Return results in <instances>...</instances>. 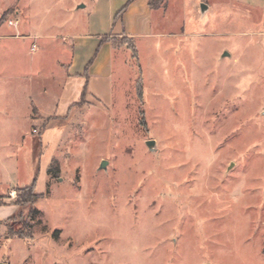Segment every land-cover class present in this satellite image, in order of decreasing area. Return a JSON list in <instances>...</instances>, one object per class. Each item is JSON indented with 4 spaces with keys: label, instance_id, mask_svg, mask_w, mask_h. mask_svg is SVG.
<instances>
[{
    "label": "rangeland",
    "instance_id": "374dc122",
    "mask_svg": "<svg viewBox=\"0 0 264 264\" xmlns=\"http://www.w3.org/2000/svg\"><path fill=\"white\" fill-rule=\"evenodd\" d=\"M97 1L0 0L48 35L0 39V263L264 264V0H166L139 55L72 88L62 35Z\"/></svg>",
    "mask_w": 264,
    "mask_h": 264
},
{
    "label": "crops",
    "instance_id": "0c3cea01",
    "mask_svg": "<svg viewBox=\"0 0 264 264\" xmlns=\"http://www.w3.org/2000/svg\"><path fill=\"white\" fill-rule=\"evenodd\" d=\"M236 1L247 4L243 0ZM14 2L0 4V39H41L48 36L34 32L31 16L24 12V9H16L7 20H3L4 12L14 6ZM261 4L262 2H251V5L256 7H260ZM165 6L166 0L155 8L150 5V0H98L94 8L95 16L87 22L90 28L89 33L74 32L78 21L74 19L69 21L68 29L71 32L62 35L66 41L60 44V55L57 59L61 75L66 79V86L69 85L72 88L77 86L78 89V83L84 80V88L87 89L90 80L97 79L102 82L109 78L113 70L114 48L124 45L130 48L123 40L131 42L139 55V40L157 35L159 18L164 19L167 12ZM121 11V16L117 18ZM12 16L16 17L17 24L15 25L8 23L12 20ZM21 23L24 25L21 26ZM6 25L9 28H15V32H9ZM103 38L104 41H102ZM34 45H32V50L35 48H33ZM87 65H89L88 71L85 73ZM68 103L71 107L70 105L75 102L70 103L69 101Z\"/></svg>",
    "mask_w": 264,
    "mask_h": 264
},
{
    "label": "trees",
    "instance_id": "16d2710c",
    "mask_svg": "<svg viewBox=\"0 0 264 264\" xmlns=\"http://www.w3.org/2000/svg\"><path fill=\"white\" fill-rule=\"evenodd\" d=\"M129 1H133V0H129ZM164 0H150V5L155 8L158 7ZM122 14V11L118 13L117 18H119ZM102 41H104V38L102 39ZM128 45L130 46V48H132L134 54L136 55V49L135 46L131 43V42H127ZM88 66L86 68L85 73H87L88 71ZM141 88L142 85L139 83V94H141ZM33 111H36V108H33ZM59 165H58V161L56 159H52L50 162V165L48 167V173H52L54 172L55 176L59 175ZM36 179L28 186L19 189L18 192V203L17 205H33L37 202V200L43 196V194H38L36 192ZM22 217V216H21ZM24 225H26V222L24 223ZM12 234H18L19 236L23 237V238H28L30 236V232L29 233H25V232H20V231H13L11 232Z\"/></svg>",
    "mask_w": 264,
    "mask_h": 264
},
{
    "label": "water",
    "instance_id": "95a60500",
    "mask_svg": "<svg viewBox=\"0 0 264 264\" xmlns=\"http://www.w3.org/2000/svg\"><path fill=\"white\" fill-rule=\"evenodd\" d=\"M207 8H208L207 5L202 4V6H201V12H202V13H205L206 10H207ZM227 54H228V53L225 52V53L223 54V56H226ZM146 145L148 146V148H149L151 151H155V149H156V141H155V140H153V139H151V140H147V141H146ZM107 165H108V161L103 160L102 163H101V165H100V168H101V169H106V168H107ZM0 264H4V263H0Z\"/></svg>",
    "mask_w": 264,
    "mask_h": 264
},
{
    "label": "built area",
    "instance_id": "2783aa9c",
    "mask_svg": "<svg viewBox=\"0 0 264 264\" xmlns=\"http://www.w3.org/2000/svg\"><path fill=\"white\" fill-rule=\"evenodd\" d=\"M9 25H15L17 24V20H10L9 22ZM35 47V45L33 46V48Z\"/></svg>",
    "mask_w": 264,
    "mask_h": 264
}]
</instances>
